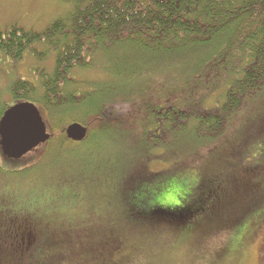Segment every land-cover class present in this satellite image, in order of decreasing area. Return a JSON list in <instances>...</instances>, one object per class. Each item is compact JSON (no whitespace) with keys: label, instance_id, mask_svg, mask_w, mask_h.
<instances>
[{"label":"trees","instance_id":"trees-1","mask_svg":"<svg viewBox=\"0 0 264 264\" xmlns=\"http://www.w3.org/2000/svg\"><path fill=\"white\" fill-rule=\"evenodd\" d=\"M63 1L71 5L70 11L40 31L15 25L0 29V56L12 63L28 53L36 62L53 55L50 73L34 69L36 83L20 78L9 86L11 103H33L50 133L37 148L41 154L20 167L19 174L63 164L70 155L76 159L87 155L91 160L98 143L116 136L130 137L139 126L144 136L139 141L143 153H136L134 171L119 184L122 195L142 209L129 210L130 219L123 209L127 206L124 199L113 200L103 194L99 201L105 210L78 219L96 221L109 231L113 209L120 210L116 219L125 225L121 226L123 238L126 233H139L142 224L184 226L190 216L178 218L157 208L144 210L137 201L142 194L147 198L160 195L169 185L166 180L176 174H169L172 170L149 172L146 164L158 156V147L173 139L178 143L189 127L196 140H206L205 147L216 146L231 117L264 87V0ZM95 67L105 71L106 78L82 82L90 90L79 92L76 86L80 81L72 77V71ZM157 76L162 81L158 91L154 88ZM94 86L96 98L92 97ZM72 122L86 128L83 139L65 137L64 128ZM164 159L166 155L159 154L158 160ZM218 164L211 165L210 171L232 170L227 161ZM108 197L119 202L120 208H105ZM22 211L26 215L21 209L12 216L0 213V264H53L60 251L39 255L37 250L44 241L97 230L93 223L81 231L77 222L70 220L54 239L56 231L50 229L47 238L48 223L36 224L34 214ZM158 213L172 218L161 219ZM119 241L116 248L123 243L121 238Z\"/></svg>","mask_w":264,"mask_h":264},{"label":"rangeland","instance_id":"rangeland-1","mask_svg":"<svg viewBox=\"0 0 264 264\" xmlns=\"http://www.w3.org/2000/svg\"><path fill=\"white\" fill-rule=\"evenodd\" d=\"M70 9L71 5L63 0H0V29L15 25L40 31L53 20L64 17ZM12 62L0 56V112L13 105L10 84L20 78L36 83L34 69L39 67L50 73L53 55L36 62L28 53L18 62ZM94 63L96 66V60ZM104 72L95 67L74 69L71 75L80 81L77 90L85 92L90 86L82 82L102 81L106 78ZM160 77L157 76L158 85H154L156 91L162 82ZM92 97L96 98L95 86ZM224 135L216 146L205 147L206 140H196L189 127L178 143L173 139L156 149L155 153L166 155V159L160 161L156 156L146 164L149 172L172 170L169 174H176L166 180L169 185L160 195L147 198L142 194L137 201L140 200L144 210L157 208L158 212L178 218L190 216L180 228L142 224L139 233H126L123 238L125 232H121L124 231L121 226L125 225L116 219L120 210L113 209L114 220L108 225L109 231L99 227L96 221L78 219L94 217L105 210L99 201L103 194L113 200V197L124 199L127 206L123 209H127L129 217V210L142 209L132 199L128 201L129 196L122 195L119 184L120 179H128L134 171L138 162L136 153H143L139 141L144 136L139 126L130 137L116 136L98 143L96 156L92 154L91 160L87 155L80 154L78 159L70 155L63 164L23 174L18 172L20 167L41 154L38 147L17 160L5 157L0 151V213L6 211L5 215L12 216L18 209L23 215L26 212L22 210L31 212L36 224L48 223L44 236L49 238V232L56 231L53 239L56 233L65 230L64 222H77L81 231L96 223L98 234L95 230L44 241V246L37 250L39 255L60 251L53 264H264V87L231 117ZM72 146H75L73 142ZM217 160L227 161L232 170L211 172V165L220 166ZM105 205V208H120L119 202L111 201L110 197ZM157 216L172 218L160 213ZM126 221L130 227L128 217ZM119 238L123 243L116 248Z\"/></svg>","mask_w":264,"mask_h":264},{"label":"water","instance_id":"water-1","mask_svg":"<svg viewBox=\"0 0 264 264\" xmlns=\"http://www.w3.org/2000/svg\"><path fill=\"white\" fill-rule=\"evenodd\" d=\"M69 140H81L86 128L72 122L64 128ZM50 138L39 109L31 102H18L6 108L0 116V151L13 160L21 159Z\"/></svg>","mask_w":264,"mask_h":264}]
</instances>
